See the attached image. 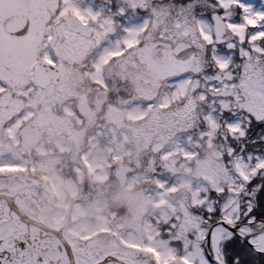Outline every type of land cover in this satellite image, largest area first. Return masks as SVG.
<instances>
[{
    "label": "snow or ice",
    "instance_id": "obj_1",
    "mask_svg": "<svg viewBox=\"0 0 264 264\" xmlns=\"http://www.w3.org/2000/svg\"><path fill=\"white\" fill-rule=\"evenodd\" d=\"M0 264H264V0H0Z\"/></svg>",
    "mask_w": 264,
    "mask_h": 264
},
{
    "label": "flooded vegetation",
    "instance_id": "obj_2",
    "mask_svg": "<svg viewBox=\"0 0 264 264\" xmlns=\"http://www.w3.org/2000/svg\"><path fill=\"white\" fill-rule=\"evenodd\" d=\"M120 190H121V192L124 193L126 196H129V197L132 196L131 191H130L126 186H123V187L121 186ZM68 195H69V198H71V196L73 195V193L70 192ZM101 195H103V192H101ZM120 203L126 205V204L128 203V201L122 199V200L120 201ZM104 210H105V211H109V210H111V209H109L107 206H105ZM69 219H70V214H69ZM65 222H67V220H66Z\"/></svg>",
    "mask_w": 264,
    "mask_h": 264
},
{
    "label": "rangeland",
    "instance_id": "obj_3",
    "mask_svg": "<svg viewBox=\"0 0 264 264\" xmlns=\"http://www.w3.org/2000/svg\"><path fill=\"white\" fill-rule=\"evenodd\" d=\"M213 155L212 153H206L205 156L208 157V159H206L208 162H211L212 158H213Z\"/></svg>",
    "mask_w": 264,
    "mask_h": 264
},
{
    "label": "water",
    "instance_id": "obj_4",
    "mask_svg": "<svg viewBox=\"0 0 264 264\" xmlns=\"http://www.w3.org/2000/svg\"><path fill=\"white\" fill-rule=\"evenodd\" d=\"M121 186H123V185H121Z\"/></svg>",
    "mask_w": 264,
    "mask_h": 264
}]
</instances>
